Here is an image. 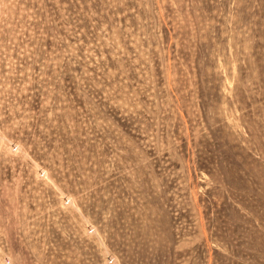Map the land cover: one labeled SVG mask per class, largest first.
Masks as SVG:
<instances>
[{"label":"rangeland","instance_id":"rangeland-1","mask_svg":"<svg viewBox=\"0 0 264 264\" xmlns=\"http://www.w3.org/2000/svg\"><path fill=\"white\" fill-rule=\"evenodd\" d=\"M0 264H264V0H0Z\"/></svg>","mask_w":264,"mask_h":264}]
</instances>
